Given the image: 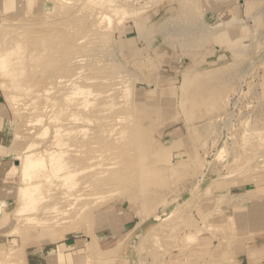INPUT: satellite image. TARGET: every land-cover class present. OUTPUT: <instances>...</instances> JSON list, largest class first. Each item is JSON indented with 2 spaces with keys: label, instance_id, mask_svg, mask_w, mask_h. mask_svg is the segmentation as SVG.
Listing matches in <instances>:
<instances>
[{
  "label": "rangeland",
  "instance_id": "1",
  "mask_svg": "<svg viewBox=\"0 0 264 264\" xmlns=\"http://www.w3.org/2000/svg\"><path fill=\"white\" fill-rule=\"evenodd\" d=\"M65 1L0 0L18 69L0 76V264H264V0ZM78 69L89 99L120 90L80 128L131 152L79 186L39 178L23 214L18 156L61 151L72 125L42 108Z\"/></svg>",
  "mask_w": 264,
  "mask_h": 264
},
{
  "label": "bare ground",
  "instance_id": "2",
  "mask_svg": "<svg viewBox=\"0 0 264 264\" xmlns=\"http://www.w3.org/2000/svg\"><path fill=\"white\" fill-rule=\"evenodd\" d=\"M90 1H92V0H90ZM103 1H107V3H110V5L111 4L113 5V3H114L113 0H100V2H103ZM131 1H133V0H131ZM64 2L66 3L65 0H64ZM135 2H138V1H135ZM62 9H63V7H62ZM110 11L111 10H109V12ZM116 13L118 14V10ZM93 16H94V14L90 13V15H87L86 17L88 19H91V17H93ZM99 18H100V16H99ZM105 19L110 20L111 17L106 15L104 17V20ZM109 22H112V21H109ZM101 23H103V22H101ZM15 51H17V49L16 48H8V46L6 45V42H0V76L1 77L2 76L4 77L5 75L6 76L11 75L13 78L16 77L15 73L17 72L18 69H17V67L14 66L17 63V61L16 62L14 61L15 60L14 57H16L15 55L17 54ZM20 52H22V51H20ZM72 61H73V64H78L81 60H79V57L74 56L72 58V60H70L69 62L72 63ZM80 74H81V71H80V69H78L69 79H66V80L61 79V80L57 81V84L60 85V87L62 88V90L64 89V91L61 92L57 96L59 98L56 97L54 100L48 99L47 100L48 103H46V105L42 108L43 110H45L48 108H57L58 107L57 108L58 110L61 108L66 113L65 114L66 115L65 121H67L68 123H70L72 125L71 129H73V130H70V129L69 130L68 129L63 130L62 128L58 127L55 130V133H56L55 138H57L58 136L61 137L62 131H67L69 133L72 132V134L74 136V141L76 142V144L73 146V150H74L73 154H71L70 157L67 156L66 152L62 150L63 148H65L64 146L66 143H64V142H62L63 144L60 143L59 142L60 139L58 137L57 138L58 142L55 144V147L63 146L62 149L59 148V149H61L60 152H51L48 157H45L44 155H40V154H36V153H32V152L28 151V152H24L18 156V158L22 160V166L20 168V172H21V174L24 177V180L26 182L25 185L23 187H21L20 191H19L20 201H21V205H22L21 210H22L23 214L24 213L27 214L29 211L31 212L32 210H34L36 208L38 209L37 205H39V202H40L39 200L42 197V195L40 196V190H42V188H43L42 187L43 181L42 180L39 181L38 180L39 178H42V179L44 178L45 181L47 182V184L49 183V185H51L55 179L58 181L60 180L63 183V185L68 186V187H71L72 185L75 184V183L73 184V181H76V183L80 182V183L86 184V183H88V180H92L93 178H97L100 175L108 174V173L111 174L112 172H114V173L117 172L116 170H119V168H121L125 164L124 163V161H125L124 157H127L131 152V150H127L125 153H123L120 156H117L116 158L115 157L114 158L109 157L110 152H112L113 149H116L117 146L120 145L119 143H121L122 141L127 139L124 132L123 133L120 132L118 134H114V133L111 134V133H109L110 131H103L104 126L98 127L99 129L96 130V132H92V133L87 132L86 129L84 130V129L80 128V126H79L80 123L82 124V123H87L90 121L89 115L91 113H99V112L101 113L102 110L105 108V106L107 107L108 105H112L110 103L112 101V98L113 97L115 98L116 95L118 94L117 92L120 91L119 88H115V86L118 84L116 82H114V84H113L114 86L111 85V87H114V88H112L108 92H105L106 95H103V93H99V94L95 95L94 100H91V99H89V97H91V95L93 94L91 89L88 86L79 85L78 82L76 81V79L78 80V78L80 77L79 76ZM14 79H16V78H14ZM19 86H20L19 83H17L15 80H13V83H12L13 89L19 90ZM126 90H127V88H126ZM110 92H113V93H110ZM44 93L46 95H48L49 90H45ZM50 93H52V92H50ZM129 93H127V94L129 95ZM38 96H40V95H38ZM12 101L14 103H16V105H19V103L21 102L17 98V96H12ZM94 101H96V102L102 101V102L96 103ZM36 108L37 107H34L31 110H29V113H26L27 116L34 115L36 113ZM61 116H62V114H61ZM59 117L60 116H58V118ZM40 121H42V120L41 119L37 120L38 125H40L39 124ZM56 121L58 124V121H60V120L56 119ZM59 123H61V121ZM89 124H90V122H89ZM48 132H49V129H45V132H43V133H44V135L45 134L47 135ZM101 139H103V140H101ZM100 140L102 142H100ZM69 149H71V148H69ZM83 149H86V151L87 150L90 151L89 156H87L85 158V160L82 159L84 157V153H83L84 150ZM47 155H48V153H47ZM82 160L85 161L84 163H86V164H83L80 167V165L82 164L81 163ZM13 168H12L13 170L18 169L17 166L13 167ZM12 172L13 171H11V174H12ZM85 173L87 175L83 179H79V180L77 179L78 177H80L81 175H83ZM9 174H10V172H9ZM53 184H52V186H53ZM104 184H105V186L107 185V183H104ZM78 186H79V183H78ZM67 197L68 196H66L65 198H67ZM34 211H33V213H34ZM28 220H29L28 223H31V222L33 223V219H28ZM40 224H38V225H40ZM190 238L192 239L193 237L191 236Z\"/></svg>",
  "mask_w": 264,
  "mask_h": 264
}]
</instances>
